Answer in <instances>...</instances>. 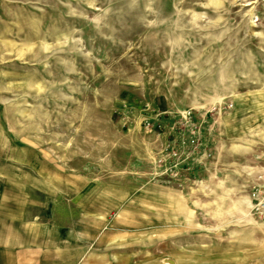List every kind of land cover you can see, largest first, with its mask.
I'll return each mask as SVG.
<instances>
[{
  "label": "rangeland",
  "instance_id": "rangeland-1",
  "mask_svg": "<svg viewBox=\"0 0 264 264\" xmlns=\"http://www.w3.org/2000/svg\"><path fill=\"white\" fill-rule=\"evenodd\" d=\"M191 110L211 157L183 188L154 156ZM16 146L98 188L61 210L82 220L80 264H264V222L247 218L264 0H0L2 167Z\"/></svg>",
  "mask_w": 264,
  "mask_h": 264
},
{
  "label": "crops",
  "instance_id": "crops-1",
  "mask_svg": "<svg viewBox=\"0 0 264 264\" xmlns=\"http://www.w3.org/2000/svg\"><path fill=\"white\" fill-rule=\"evenodd\" d=\"M19 148H9L16 158L10 167L15 170L13 166H17V171L27 167L30 172L25 177L12 175L10 167L0 165L5 171L10 169L8 176L0 178V264H80L82 220L68 226L61 210L68 201L81 208L98 188L62 174L50 161L36 160L33 148H27L30 158L23 160ZM247 218L253 221L249 212Z\"/></svg>",
  "mask_w": 264,
  "mask_h": 264
},
{
  "label": "built area",
  "instance_id": "built-area-1",
  "mask_svg": "<svg viewBox=\"0 0 264 264\" xmlns=\"http://www.w3.org/2000/svg\"><path fill=\"white\" fill-rule=\"evenodd\" d=\"M163 114L156 118V128L163 129L160 120ZM181 119V130L174 125L170 131L171 138L161 142L154 156V168L157 179L168 182H178L179 186L192 181L195 168L205 167L211 157L207 152L202 139V132L194 122L192 110L186 116H177ZM155 122L145 120L149 129ZM165 127V126H164ZM257 167L250 189V214L252 217L264 222V154L257 157Z\"/></svg>",
  "mask_w": 264,
  "mask_h": 264
}]
</instances>
